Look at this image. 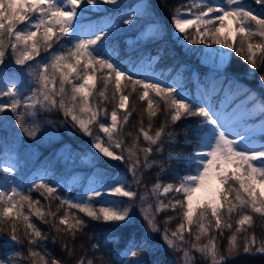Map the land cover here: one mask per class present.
Returning <instances> with one entry per match:
<instances>
[{
    "label": "snow or ice",
    "instance_id": "obj_1",
    "mask_svg": "<svg viewBox=\"0 0 264 264\" xmlns=\"http://www.w3.org/2000/svg\"><path fill=\"white\" fill-rule=\"evenodd\" d=\"M119 3L120 0H0V83H3L0 87V113L14 114L19 129L35 138L40 127L37 122L39 111L58 110L83 134L92 138L93 161L99 156L120 164L127 162L125 175L105 180L106 173L101 172L98 174L101 178L78 198L54 195L59 185L45 182L43 177L38 183L33 182L27 191L43 190L40 195L46 200L57 199L61 206L66 205L84 217L104 223L128 227L134 225L138 213L146 226L144 233L137 238L129 232L122 238L126 249L124 255L133 259L125 260L120 251H116V264H149L137 249L151 250V235L157 233L168 247L182 254L180 264H196L192 252L198 253L207 264H228L240 255H264V239L258 241L254 232L245 235L242 247L238 243V234L247 232L254 224L250 213L264 217V96L241 85L234 77L228 78L226 73L232 53L242 57L250 71L264 68V0H254L258 7L248 0H190L189 4L173 10L172 35L179 47L216 44L229 50L209 48L205 53L206 57L213 59L214 71L220 78H210L198 99L191 98L182 89L178 91L176 81L168 82L161 78L162 73H155L154 65L162 58L160 53L141 56L135 63L124 62L115 54V49L109 47L108 42L121 24H133L151 7L141 2L123 15L88 20L86 14L92 9ZM226 19L233 22L238 40H233L231 32L221 33L226 27ZM189 30H194L195 34L189 36ZM165 31L159 22H153L144 35L163 39ZM256 37L261 42L254 43ZM216 57H219L218 63ZM10 63L20 66L18 71L24 76L23 81L9 78L7 69ZM259 81L264 85V71H261ZM110 84L114 88L111 93L113 107L109 113L101 103L110 101L107 94ZM137 87L141 89L139 100L147 101L149 119L157 115L160 102L166 106L167 119L154 135L140 127L132 146L126 147L119 133L132 114L129 97ZM220 91L224 92L226 100L234 101L241 96L243 99L235 107L231 103L215 104L213 97ZM93 97L97 102H92ZM120 110H125L122 118L118 116ZM182 116L200 118L192 126L196 147L191 154L169 153L167 158L182 161L191 171L177 175V182L167 184L160 181L158 174L151 189L138 194L133 185L139 187L141 184V168L159 166L161 173L167 171L161 162L149 157L153 146H156L157 153H161L166 143L175 142V133L166 131L168 121L174 124ZM257 119L260 120L258 128L253 126ZM93 125L96 126L95 134ZM141 135L147 147H139ZM185 143L191 145L193 141L186 138ZM83 159L88 160L87 155ZM17 167L12 160L0 159V170L11 174L17 171ZM212 181L219 185L213 196L194 203L196 192ZM169 193L180 194L182 199L176 198L166 205L159 197ZM149 194L155 200V208L148 202ZM105 196L110 199H103ZM137 200L139 204H136ZM39 203L12 180L6 178L0 184V233H5L0 236V246L9 243L13 249L23 248L25 241L30 246L27 256L22 252H14L12 257L0 254V264H18L23 260H29L31 264H60L55 258L49 262L38 250L43 248L47 252L48 240L31 222L32 216L43 223H48L46 217H51L52 228L57 233L70 234L72 240L76 239L77 232H83L87 227L84 218L70 217L67 212L57 217L56 212L37 207ZM177 207L182 210L184 222L171 233L167 229L161 231L156 223L157 215L165 208L175 210ZM233 214L238 216L235 227L231 222ZM171 219L168 217L169 221ZM4 225L8 226L7 229ZM21 225L23 238L17 234ZM61 225L65 227L62 229ZM193 225L196 226L194 234ZM214 230L221 235L224 230L231 233L224 252L216 237L210 235ZM185 232L193 236L191 251L185 247L189 243L185 240ZM205 236L209 237L207 242L199 243ZM55 242L53 237L52 243ZM104 246L91 243L92 255L95 256ZM62 248L69 257L74 256V249L67 244ZM100 260L101 264H107L103 255ZM76 264H94V260L85 255Z\"/></svg>",
    "mask_w": 264,
    "mask_h": 264
},
{
    "label": "trees",
    "instance_id": "obj_2",
    "mask_svg": "<svg viewBox=\"0 0 264 264\" xmlns=\"http://www.w3.org/2000/svg\"><path fill=\"white\" fill-rule=\"evenodd\" d=\"M144 2L150 4L151 7L145 13L142 18H138L131 25L119 26V30L114 34L113 38L108 42L109 47L115 49V54L120 60L124 62L132 61L136 62L139 57H146L148 54L155 55L160 53L161 59L154 65L155 72L159 75L162 73V79L172 82L176 80L178 75H181L183 84L178 85V91L181 89L183 93L188 94L193 99H198L196 93L197 83L194 80L193 72L197 69L194 64L190 63L185 56L178 52L174 46L171 33L173 32V25L171 22V15L173 10L180 6L190 3V0H120V3L116 6L102 5L100 9H92L87 13L88 20L97 21L105 15H123L131 8ZM254 7H258L254 4V0H248ZM88 20L84 22L87 23ZM153 22H159L160 26L165 28L166 31L163 34V39H153L147 35L148 27ZM235 40H238L236 37ZM254 43L261 42L258 37L253 38ZM55 47V46H54ZM41 55H44L42 53ZM39 59V58H37ZM259 64V56H258ZM20 66L14 63L8 64V69L11 75H15L23 81L24 76L18 71ZM227 76H236L243 81L248 82L250 87L263 91V85L260 84L259 76L264 68H258V70L250 71L249 65L245 63L242 57L232 53V58L229 66L226 69ZM99 75V74H98ZM200 71L199 78H202ZM0 87H3V83H0ZM114 85L110 84L108 89V95L110 101L106 104L101 103V107H106L110 113L113 107L111 102V93ZM100 89V83H97V91ZM125 94L128 90L125 89ZM141 89L137 87L136 91L129 97V110L132 112L126 125H124L122 131L119 133L120 138L125 142L126 147L132 146L134 137L138 134L140 127L149 131L150 135H154L155 131L161 126L162 122L167 119L166 106L160 102L157 115L151 120L146 112L147 101H140L138 98ZM27 94V93H26ZM263 94L260 92V95ZM221 95L214 96L216 99ZM264 95V94H263ZM262 96V95H261ZM92 102H97L95 97L92 98ZM215 104H219L216 102ZM125 110L118 112L119 117H123ZM142 118V124H141ZM103 119V117H101ZM199 117H184L174 124L168 121V127L166 131H173L176 135V140L173 143H166L164 150L161 153L156 152V146H153V153L149 157L150 160L155 159L163 164L164 169L167 171L161 173L159 166H154L151 169H143L142 181L139 187L133 185L134 189L140 194V188H143L141 193H145L150 190L151 187L157 182V175L160 174V181L163 184L169 182H177L176 176L186 174L189 171V167L180 160L171 159L167 157L169 153H183L191 154L194 147V137L192 135V126L196 125L199 121ZM37 122L40 127L37 131L35 138H30L25 135L15 123V115L12 113H0V159H9L16 162L18 167L15 173H7L0 170V184L4 183L5 179L14 181L25 190V194H30L33 200H39L40 203L37 207L43 208L44 211L56 212L57 217L62 216L67 212L69 216H80L84 218L87 223V227L83 232L76 233V239L72 240L70 234L63 231L57 233L52 228V218L46 217L48 223L41 222L35 216L31 217V222L36 224L40 231L47 237V252L45 249H38L42 254L46 255V259L51 262L53 258L60 261V264H76V261L81 257L87 255L89 258H93L94 264H101L100 257L103 255V259L107 264H116L115 252L120 251L121 257L125 260H132L133 258L124 253L123 237H126L129 232L139 238L145 231V223L139 218V214L135 216L134 225L125 227L114 223H104L102 221H95L90 218L84 217L76 209H69L67 206H61L60 201L57 199L46 200L44 196L40 195L43 190H33L31 193L27 191L33 182H39V179L43 177L45 182H51L53 185H59L56 196L78 198L82 195L94 182H97L101 177L98 175L101 172L106 173L104 179L114 178L116 175L123 176L126 174V163L120 164L119 162L109 161L107 159L96 156L95 160L92 157L95 155V151L92 149V138L83 134L78 128H76L70 119H67L58 110L52 111H39L37 116ZM50 122V123H49ZM151 128L149 129V125ZM93 132L95 134L96 126L93 125ZM131 133V135H129ZM187 133V137H186ZM192 140L191 145L186 144L185 140ZM107 143V142H106ZM139 147H147V143L144 141L142 135L139 138ZM115 151V149H113ZM87 155L88 160L83 159ZM127 155V153H125ZM138 171L137 175H140ZM129 182L132 181L131 175L128 176ZM176 198H181L180 194L169 193L166 196H160L159 199L163 200L164 204H169L170 201H174ZM107 200L110 197H103ZM126 199V198H125ZM148 202L153 204L155 208V200L152 194H149ZM139 204V200L136 201ZM98 206V205H97ZM137 211L136 209H133ZM27 214V210H26ZM254 224L247 230L238 234V243L243 246L244 237L252 232L257 237H264V217L258 214H253ZM168 217H172L169 221ZM238 216L233 214L232 223L235 227V221ZM156 220L158 226L166 228L169 233L175 231L177 226L184 222L182 210L177 207L175 210L171 208H165L161 211ZM71 222V221H70ZM7 229V225H4ZM62 229L65 227L60 226ZM187 227V225H186ZM163 231V229H161ZM196 232V226H192V233ZM5 233H0L3 236ZM18 235L23 238V226L18 227ZM229 230H224L223 234H219L215 230L210 233L211 236L216 237V242L221 251L224 252L228 246V238L230 236ZM156 235V234H154ZM158 240H160V234L157 233ZM53 237L56 238V242L52 243ZM89 237H93V240H89ZM209 239L208 236L202 237L199 243L204 244ZM185 240L189 243L185 245L190 249V243L194 242L193 236L188 232H185ZM260 240V239H259ZM258 240V241H259ZM91 243H100L105 245L101 248L100 252L92 255ZM150 243L152 245L151 250L148 248L137 249L142 258H145L149 264H180V252L164 247L162 242L153 239L151 235ZM63 244H67L70 248L74 249V256L69 257L68 252L62 248ZM83 245V247H81ZM29 245L25 241L23 248L13 249L9 243H4L0 246V254H5L9 257L13 256L14 252H22L24 256L28 255ZM35 250V249H34ZM50 253V254H48ZM195 254V252H192ZM196 264H207V261L199 254L195 257ZM18 264H31L29 260H23ZM228 264H264V255H240L235 259H232Z\"/></svg>",
    "mask_w": 264,
    "mask_h": 264
},
{
    "label": "rangeland",
    "instance_id": "obj_3",
    "mask_svg": "<svg viewBox=\"0 0 264 264\" xmlns=\"http://www.w3.org/2000/svg\"><path fill=\"white\" fill-rule=\"evenodd\" d=\"M225 23H226V27L221 29V33L223 34V33L231 32V36H232L233 40H235L236 39V34H235V31H234L235 26H234L233 22L230 19H226ZM172 34H173V32L171 33V38H172L173 44L177 48L178 52H180L181 55L185 56V58L190 63H192L195 66H197L196 67L197 69L193 72V74H194V80L197 83L196 93H197L198 96H201L203 94V92L205 91V89L207 88L208 81H209L210 78H216V79L220 78L219 75L214 71L215 65H214L213 59L211 57H206L205 53L208 51L209 48H211L212 50H222V51H229V50L228 49H223L221 45H216V44H211V45H204V44L187 45L186 47L181 48V47H179L177 45V43H176V41H175V39H174ZM194 34H195L194 30H189V33H188L189 36H192ZM231 58H232V54H231ZM215 61H216V63H218L219 62V57H216ZM200 71L203 74L201 79L199 78ZM155 73L157 75H159L157 72H155ZM226 73H227V71H226ZM233 77L241 85H243V86H245V87H247L249 89H252L253 91L258 93L259 95H260V92H262L264 94V92L261 91V90L258 91V90H255V89L251 88L250 84L248 82L243 81L241 78H238L236 76H231L230 78H233ZM9 78L20 80L15 75L12 76L10 72H9ZM175 81L177 82V85H182L183 84L181 75H178L176 77ZM224 86L227 87V81H225V85ZM262 88L264 90V85H263ZM233 91H235V88L233 89ZM220 92H221V95L219 96V98L217 97L215 99L213 97V103H216V102H218L219 104L221 102H223L225 104L231 103V106L235 107L236 104L240 103V99H243V97L241 96L240 99H236L234 101L226 100L224 92L223 91H220ZM263 94H261V95L264 96ZM259 124H260V120L257 119V120H255L253 126L258 128ZM257 142H259V134L258 133H257ZM195 147H196V145H195ZM173 154H177V153H173ZM186 155H188V154H186ZM190 171H191V169L189 168L188 172H190ZM218 186L219 185H218L217 181H212L208 186H206L205 188L200 189V190H198L196 192L193 202L197 203L198 201H202L204 199L211 198L213 196V194H214L215 188L218 187ZM142 191H143V188H140V191H139L140 194H141ZM138 217L141 218L140 215ZM156 223H158L157 220H156ZM161 229L165 230L166 228H161ZM153 239L156 240V241L162 242L164 247L170 248V247H168L165 244V242L161 239V237H160V240H158L159 238H158L157 234L156 235L153 234ZM259 239L260 240L264 239V237H262V236L260 238L257 237V240H259ZM197 254L198 253H195V254H192V255L194 257H196ZM181 255L182 254H180V257H181Z\"/></svg>",
    "mask_w": 264,
    "mask_h": 264
}]
</instances>
